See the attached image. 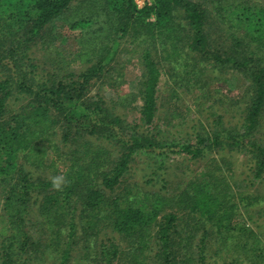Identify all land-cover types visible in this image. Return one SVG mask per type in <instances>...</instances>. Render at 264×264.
I'll return each instance as SVG.
<instances>
[{"label":"trees","instance_id":"trees-1","mask_svg":"<svg viewBox=\"0 0 264 264\" xmlns=\"http://www.w3.org/2000/svg\"><path fill=\"white\" fill-rule=\"evenodd\" d=\"M75 1L82 5L92 2L94 15L102 12L112 17L116 12L115 32L121 37H134L136 33L148 37L156 27L163 31L172 12L182 9L185 24L181 29L186 31L182 40L185 51L181 52L185 59L181 62L183 68L194 69L200 59L208 61L213 72L223 73L231 68L251 75L247 103L240 115L232 116L239 119L231 124V118L224 125L222 115L214 113L208 120V127L202 129L205 134L197 130L194 140L187 132L186 138L159 139L163 135L155 134L160 131L152 124L156 122L158 110L159 62L150 55L153 49L156 50L155 46L149 48L150 41L144 42L143 38L141 64L144 74L137 80L138 88H132L121 99L123 105L126 103L125 107L129 102H139V126L142 128L128 138L122 133L116 135L114 126L121 128L124 121L114 114V108H108L112 103L110 98L100 94L95 98L87 96L91 81L103 79L102 83L115 88L116 81L112 84L110 77L125 63L115 62L112 50L102 47V55L78 68L79 72L39 73L36 63L26 62L29 57L24 51L30 42L51 34L60 35L59 27L55 25L57 20L69 23L72 29L91 26L93 22L89 18L79 20L93 14L88 13L89 10L85 14V8L74 12L79 13L75 21L64 16ZM235 6L231 7L234 15L231 22L238 27L236 33L241 36L236 38L230 34L232 46L220 43L212 47L211 38L217 30L208 23L205 10L195 0H156L143 9H137L131 0H0V34H5L0 38V54L7 52L8 46L10 52H22V57L13 58L14 68L21 75L0 82V159L4 160L0 165V221L7 219L0 231V264H42L44 261L36 253L57 248L60 253L55 264H141L151 252L156 264H208L206 253L212 250L215 242L219 246L221 233L217 232L218 228L223 227L224 232L232 229L234 203L228 201V192L219 191L220 184L226 189L231 188L224 180V174L216 178L215 188L211 186L213 169L207 165H203L195 178L187 180L184 176L180 179L178 185L185 183L184 191H181L184 206L179 208L181 202L177 201V211L163 210L166 196L142 191L139 197L138 192L128 197L131 188L128 191L119 188L136 155L151 158L159 169L172 154H185L188 160L181 158V162L190 161L188 165L191 166L206 159L204 157L214 147L224 150L226 144L241 157L245 175H251L250 184L264 179V146L256 137L264 107V5L252 12L249 7L241 11V5ZM221 8L226 11V7ZM151 12L154 19L150 18ZM256 12L263 16L256 18ZM95 38V32L91 33L89 41ZM163 43L166 42L162 40L160 47ZM5 44L9 45L5 47ZM237 45L244 48L235 51ZM75 60L71 59L68 64L74 65ZM186 80H192V77ZM14 93V100L10 99ZM15 101L24 103L9 108ZM111 107L115 106L111 104ZM193 123L189 128L196 131ZM58 130L60 149L51 143ZM45 143L52 147L57 158L61 150L66 155L68 165L63 175L67 183L61 190L54 189L50 179L34 177L30 169L17 161L20 154L35 159L40 154L36 145ZM101 156L105 164L98 159ZM110 157L112 162L108 161ZM214 162L215 158L209 159L211 166ZM148 166L150 168V164ZM162 181L165 186L166 180L162 178ZM129 198L134 200L129 201ZM32 209H36L42 220L41 225L28 232ZM191 214L195 229L201 230V235L196 244L190 243L194 248L189 250L192 255L183 256L186 249L180 250V258L175 262L176 255L168 249L180 234L177 221L181 216ZM86 216L94 221L87 220ZM206 224L212 226L207 231ZM187 234L193 233L188 231ZM92 237L93 243L89 241ZM120 241L126 242L124 247ZM177 242L179 246L180 242ZM259 248L239 249L245 260H253ZM231 262L236 261L232 258Z\"/></svg>","mask_w":264,"mask_h":264},{"label":"rangeland","instance_id":"rangeland-1","mask_svg":"<svg viewBox=\"0 0 264 264\" xmlns=\"http://www.w3.org/2000/svg\"><path fill=\"white\" fill-rule=\"evenodd\" d=\"M131 1L137 9H143V7L151 6L156 2V0H150V4H148V0ZM195 1L205 10L208 23H211L212 27L217 30V32L214 31L217 34L211 38L213 40L212 47L219 46L220 43L232 46L234 43L230 34H233L236 38L241 36L239 32L236 33L238 27L231 22L234 17V15L231 14L233 13L231 7L241 5L242 7L239 10L244 11L249 7L252 12L264 5V0ZM222 6L226 7V11L221 8ZM84 8L85 14H87L88 10V13L93 14L90 15V17H85V15L79 20L89 18L91 22H93L91 26L89 25L90 27L88 26L86 29H72L69 23L57 20L55 25L59 27L60 35L54 36L51 34L50 36H44L41 40L30 42L24 51L27 57H29V61L26 62L27 64L29 62L36 63V70H38L39 73L53 72L64 74L66 70L79 72L77 70L78 68L85 67L86 63H90L95 56L102 55V47L112 50L114 52V61L125 63L122 69L118 68V71L110 77L112 78V84L116 81L114 84L115 88L107 85V83H102L103 79H99L96 82L91 81L87 96L95 98L96 94H100L106 96V98H110L112 103L109 104L108 108H114L112 110L114 114L117 115L120 120L124 121V125H121L122 127H119L120 129L117 125L114 126L116 135L122 133L128 138V136H132L142 128V126H139V102H129V105L125 107L126 103L123 105L121 99L122 95L130 92L132 88H138L137 83L139 82H137V80L140 78L142 79L141 74H144L141 64L143 60L141 46H144V43L141 45V40H143V38L144 42H151H149V48L153 49V46H155L156 50L153 49L150 55L159 62L158 67L160 73L157 84L158 92L156 93L159 98L157 101L158 110L156 111V122L152 123L153 126L157 127L160 131L155 132V134H158V136L159 133L163 135V138L159 136V139L170 141L176 137L186 138L188 136L185 135V132H187L193 137L192 140H194L197 130H199L202 135L205 134V131L202 129L206 128V126L208 127V120L214 117V113L222 115V124L224 125H227L231 118L233 119L231 124L239 119L238 117L232 116L240 115L243 106L247 103L246 97L248 94L247 92H250L249 79L251 75L245 74V76L240 71L231 68L222 71L223 73L213 72L210 71L211 67L209 66V62L200 59L199 64L196 63L197 66H195L194 69H191L190 66L189 69L183 68L181 62H184L185 59L184 54L181 52L185 51L182 40L185 38L184 33H186V31L184 32L181 29V26L185 24L182 9H176L172 12L171 18L166 19L167 25L164 27L163 31L156 27L153 33L148 35V37L140 35L141 33L134 34V37H121L119 33H116L117 31L115 32L117 25L113 20L116 18V12L113 13L114 15L112 14V17L107 13L104 15L102 12L98 15L97 13L94 15L95 11L92 2L86 5H82L77 1L71 3L70 8L65 12L64 16L71 21H75L74 19L77 18L79 13L74 14V12L76 10H84ZM256 14V18L263 16V13L259 14V12H256ZM150 18L154 19L152 12L150 13ZM178 24H180V26H178ZM135 26H137L136 28L138 30L139 24ZM94 32L96 38L89 41L91 33ZM2 35L5 34L1 33L0 38ZM217 36L218 38H216ZM162 40L166 43H163L160 47L159 44L162 43ZM9 44H5V47ZM8 48L10 49V46H8ZM243 48L244 46L237 45L235 51L238 50L240 52ZM9 49L7 52L0 54V82H3L4 79L7 80V77L16 78L21 75L17 74V70L14 68L13 58L14 56L22 57V52H10ZM242 56H244V54H242ZM73 58H76V60L73 61L74 65L71 63L68 64ZM114 61L112 60L111 62L114 63ZM20 62H22V59ZM203 70L207 71L204 73ZM57 71H60V73ZM185 74H188V77H192V80L187 81L186 78L188 77H186ZM185 81H187L186 85ZM195 81H198L197 84L194 83ZM191 84L193 85L191 86ZM14 96L15 93L10 95V99L14 100ZM104 96L103 99L106 100ZM114 101H116V104ZM118 101L122 106L119 105ZM17 103L22 104L24 102L15 101L13 104H9L8 107L12 109L11 105H13L15 108ZM111 104L115 107H111ZM221 107H223L222 110ZM192 123L196 126V131L189 128ZM259 124L260 127L257 129L256 137L260 138V142L264 146V107L261 110ZM58 132H60V130H58L57 133ZM241 139L245 138L242 137ZM51 143L57 144V147H59V149L61 148L60 133L54 136ZM47 145V143L36 145L40 150L39 156H36L37 159H34L33 156L27 159L23 154H20L17 161L22 163L24 167L30 169L34 177L39 176L51 180V177L63 175L66 171L68 161L66 160V155L63 154V150H61L60 156L57 158L56 153H52L51 151L52 147H48ZM225 146L224 150H218L217 147H214L212 152L204 157L206 159L194 165L192 164L191 166L188 165L190 161L181 162V158L188 160V155L185 154H172L173 156L167 159L159 169H157V164L151 161V158H147V156L143 154H139V156L136 155L134 158L135 160L129 164V169L121 182L119 190L128 191V188H131L127 193L128 197L137 192V197H139L138 195L140 194L141 196L142 191L166 196V199L163 201V203L166 204L163 210L177 211V201L181 202L178 203L179 208L184 206L181 191H184L185 183L182 182L178 185L179 180L183 179L184 176L188 177L187 180H189L190 177L195 178L203 165H207L208 168L210 167L213 169H211L213 173L211 176V186L215 188L216 178L224 174V180L231 188L226 189L223 187V184H220L219 191L220 193L228 192V201L234 203V208L231 210L232 221L230 225L232 229L224 232L223 227L218 228L219 230L217 232L221 233V237L218 238L219 246L215 242L212 246V250L206 253L208 264H250L251 262L253 264H264V179L250 184L251 175H245L241 157L236 155L234 151H231V148H228L227 144ZM170 149H172V147ZM221 156H224V158ZM241 156L245 158L243 155ZM212 157L215 158L213 166L209 163V159ZM98 159L102 162V156ZM32 161L37 162L33 163ZM108 161L112 162L111 157ZM2 164H4V160L0 159V165ZM148 164H150V168ZM151 172L155 173L152 174ZM162 178L167 182L165 186H163L164 182ZM128 200L131 201L134 200V198H129ZM0 202H2L1 197ZM30 211L32 214V221L28 223L30 227L28 232L33 231L32 229L37 228L39 224L41 225L42 220L36 209ZM4 219L5 218L2 219V222L0 221V231L3 229V222H7V219ZM86 219L94 221V219H90V217L87 216ZM180 219L181 220L177 221L180 234L176 236V240L174 239L173 246L168 249L172 250L176 255L174 258L175 262L180 258V250L183 251L186 249L183 256L192 255L189 251L190 249H194L191 244H196L201 235V230L195 229L192 214L187 217L181 216ZM92 227H94V225ZM204 227L207 228V231L212 226L206 224ZM39 228H41V226H39ZM196 228H198L197 225ZM194 230H196L197 233H195ZM188 231H191L195 237H193V234H187ZM208 232L210 233V231ZM182 237H184L185 240H182ZM51 240L55 241L52 236ZM89 241H94L93 237ZM115 241H118L117 236H115ZM177 241L180 242L179 246ZM120 242L124 247L126 242ZM151 246H153V242ZM251 246L260 247L256 249V258L253 260L252 258L245 260L244 253L242 249L239 248L244 247L248 250ZM210 248L209 246V249ZM16 249L18 251V248ZM45 250H47V248ZM221 251L225 252L220 253ZM58 253H60V250L57 248L52 251L37 252L36 254L44 261L42 264H55L58 261ZM149 254L148 258L142 261L141 264H156L153 253L151 252ZM232 258H234L236 262H231Z\"/></svg>","mask_w":264,"mask_h":264},{"label":"clouds","instance_id":"clouds-1","mask_svg":"<svg viewBox=\"0 0 264 264\" xmlns=\"http://www.w3.org/2000/svg\"><path fill=\"white\" fill-rule=\"evenodd\" d=\"M51 182L54 189L61 190L62 186L67 183V180L64 175H57L51 177Z\"/></svg>","mask_w":264,"mask_h":264},{"label":"built area","instance_id":"built-area-1","mask_svg":"<svg viewBox=\"0 0 264 264\" xmlns=\"http://www.w3.org/2000/svg\"><path fill=\"white\" fill-rule=\"evenodd\" d=\"M148 4H150V0H148Z\"/></svg>","mask_w":264,"mask_h":264}]
</instances>
